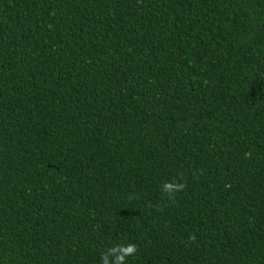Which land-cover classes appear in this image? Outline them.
Here are the masks:
<instances>
[{"label":"trees","instance_id":"trees-1","mask_svg":"<svg viewBox=\"0 0 264 264\" xmlns=\"http://www.w3.org/2000/svg\"><path fill=\"white\" fill-rule=\"evenodd\" d=\"M0 264H264V0H0Z\"/></svg>","mask_w":264,"mask_h":264},{"label":"clouds","instance_id":"clouds-1","mask_svg":"<svg viewBox=\"0 0 264 264\" xmlns=\"http://www.w3.org/2000/svg\"><path fill=\"white\" fill-rule=\"evenodd\" d=\"M135 249L133 248V251H134ZM130 254V253H129Z\"/></svg>","mask_w":264,"mask_h":264}]
</instances>
